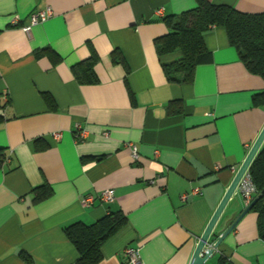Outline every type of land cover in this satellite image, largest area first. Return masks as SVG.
<instances>
[{"label":"crops","instance_id":"0c3cea01","mask_svg":"<svg viewBox=\"0 0 264 264\" xmlns=\"http://www.w3.org/2000/svg\"><path fill=\"white\" fill-rule=\"evenodd\" d=\"M208 1L264 12V0ZM195 6L196 0H0V264H76L64 227L115 211L126 222L103 241L95 264H128L125 247L138 249L137 264H189L264 127V106L252 99L264 79L247 70L222 27L204 33L209 59L190 82L166 79L155 48L169 32L163 18ZM46 8L49 18L22 29L31 13ZM47 47L59 61L37 55ZM92 50L97 82L81 83L71 67ZM113 52L126 66L113 61ZM77 123L85 130L79 140ZM42 185L50 194L35 201ZM104 190H112V200H101ZM244 207L235 192L210 239ZM221 255L232 264H264L255 212L203 264Z\"/></svg>","mask_w":264,"mask_h":264},{"label":"trees","instance_id":"16d2710c","mask_svg":"<svg viewBox=\"0 0 264 264\" xmlns=\"http://www.w3.org/2000/svg\"><path fill=\"white\" fill-rule=\"evenodd\" d=\"M163 20L169 32L156 38L155 48L169 82H190L195 67L208 61L209 51L204 45L203 35L213 27H222L225 30L228 43L236 48L247 70L264 79V12H242L230 5L196 0L195 7L177 16H165ZM38 53L48 54L52 62L60 60V56L49 47L37 51V55ZM112 59L126 66L120 54L113 52ZM98 60V55L92 50L88 58L72 65L71 70L77 81L96 83L94 67ZM42 96L50 108H55V102L49 93L43 92ZM252 99L255 105L264 106V90L254 94ZM248 173L257 194L261 193L264 190V146L254 157ZM49 194L50 188L42 185L35 189L34 200L43 199ZM250 210L256 213L257 232L264 240V192ZM125 222V215L121 211H115L92 224L74 221L66 225L64 232L78 251L76 264L97 263L101 258L100 248L103 241ZM25 259L31 262L29 257ZM216 264L232 263L226 256L221 255Z\"/></svg>","mask_w":264,"mask_h":264},{"label":"water","instance_id":"95a60500","mask_svg":"<svg viewBox=\"0 0 264 264\" xmlns=\"http://www.w3.org/2000/svg\"><path fill=\"white\" fill-rule=\"evenodd\" d=\"M262 143H264V127H262L257 138L250 147L246 157L237 169L230 185L228 186L225 194L223 195L219 205L211 216L205 230L199 237L195 250L192 254L189 264H203L204 261L212 254V252L221 244V242L228 236V234L234 229L240 219L252 208V206L260 198L261 193L257 194L252 201L245 206L231 224L216 238L210 239L213 234V230L222 215L227 203L231 199L232 195L236 192L238 183L243 174L249 169L254 157L258 153Z\"/></svg>","mask_w":264,"mask_h":264},{"label":"built area","instance_id":"2783aa9c","mask_svg":"<svg viewBox=\"0 0 264 264\" xmlns=\"http://www.w3.org/2000/svg\"><path fill=\"white\" fill-rule=\"evenodd\" d=\"M156 13L161 14V9H158L156 11ZM52 15V12L49 8H46L45 10H40V11H36L31 13L28 16V23L24 26H22V29L24 31H29L31 26L42 22L44 20H46L47 18H49ZM18 23V19L16 17L11 19V24L12 25H16ZM85 130L81 128L80 124H75V129H74V136L76 140L81 139L84 136ZM60 136V134L58 132L53 133V137L55 139H58ZM130 149H131V154L134 158H136L137 156V152H136V147L134 144H129ZM193 193H199L200 189L199 188H193L191 190ZM236 192L239 193V195L241 196L243 203L245 206H247L252 199L257 195V189L254 185V183L252 182L250 175L248 173V170L243 174V176L241 177ZM186 195H183V198H185ZM101 200L103 201H110L113 199V193L112 190H104L100 196ZM90 202L89 198H84L83 199V204H87ZM123 255L127 261L128 264H137L138 260H139V256H138V249L134 248V247H125L123 249Z\"/></svg>","mask_w":264,"mask_h":264},{"label":"rangeland","instance_id":"374dc122","mask_svg":"<svg viewBox=\"0 0 264 264\" xmlns=\"http://www.w3.org/2000/svg\"><path fill=\"white\" fill-rule=\"evenodd\" d=\"M241 197V196H240Z\"/></svg>","mask_w":264,"mask_h":264}]
</instances>
